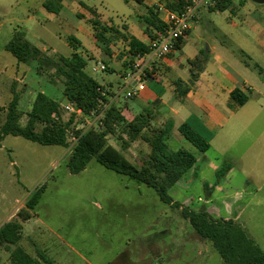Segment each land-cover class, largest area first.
<instances>
[{"label": "rangeland", "instance_id": "1", "mask_svg": "<svg viewBox=\"0 0 264 264\" xmlns=\"http://www.w3.org/2000/svg\"><path fill=\"white\" fill-rule=\"evenodd\" d=\"M17 1L22 4L23 10L37 11L38 18L42 20L40 10L46 0H0V128L6 121V110L13 98L14 84L22 97L19 109L24 112L20 123L23 127L28 119L25 114L31 110L38 93L44 92L57 102H64V85L54 78V70L48 69L39 74L38 61L20 63L13 54L5 50L14 33L21 30L31 33L35 38L31 42L34 45L40 42V48L55 60L59 56L73 54L74 49L70 46L68 37L77 34L71 27L52 30L48 26V30L57 33L50 36L40 28H31L33 25L25 22L19 25L5 22L12 18ZM79 1L95 9L101 20L111 25H136L137 15L146 11L135 0ZM79 1L76 3L80 4ZM246 1L247 7L240 8L238 12L231 9L222 13L211 12L207 6H203L197 12V21L195 19L193 23L195 35L207 42L225 40V35L215 29L216 26L225 32V29H230L231 22L242 23L243 18L250 17L249 9L264 11V4ZM56 6L54 4V10ZM251 16L258 21L262 19L253 12ZM112 44L115 52L123 48L117 36H114ZM243 54L245 55L244 52ZM246 58L252 66L258 63L255 57L252 60L247 56ZM117 59L120 61V56ZM96 63L89 61L87 72L103 85L112 84L116 91L119 78L108 67L105 71L94 72ZM260 65L264 67L263 63ZM254 71L259 75V70ZM53 79L55 82H52ZM120 100L126 101V91L121 92ZM245 109L259 112L260 117H264V93L251 95L250 103ZM71 116L70 112L64 114L65 121H69ZM81 127L85 128L81 125L75 129ZM259 128L257 126L255 132L253 127L245 130L239 137L237 128L228 126L214 142L213 148L206 153L191 146V152H195L199 159L197 166L209 178L212 196H209L201 182L188 184L186 176L170 188L168 194L183 207L194 211L207 210L216 219H233L239 222L264 249V162L257 168L258 176L253 181L249 182L246 177L238 174L230 184L206 166L213 162L223 168L222 159H230L244 151L246 145L250 146L260 133ZM69 134V141L72 143L71 130ZM119 134L109 136V143L126 152L131 162L142 166L148 159L142 152L147 153L148 157L151 152L149 144L144 147L140 141L136 153L128 154L129 146L125 142H129V137L123 135L122 141ZM226 134L232 137L229 143L225 138ZM169 147L172 151L176 150L173 145ZM221 148H227L228 153L220 155ZM68 156V148L44 146L12 135L7 136L0 145V227L15 208L19 209L13 218L17 217L21 209H25L26 203L38 189L45 187L39 205L31 212L32 218L24 224L21 246L28 253L36 257L41 253L53 264H157L156 254L146 249L145 242H160L161 246L177 245L176 238L180 236V231L177 229L179 218L176 217H182L181 212L163 203L153 188L108 170L96 159L90 162L84 172L73 175L67 167ZM162 217H174L169 227H166V219ZM152 225L155 228H146ZM188 227L195 231L189 222ZM169 229L172 234H169ZM208 243L212 247V264H223L214 246ZM0 263L10 264V253L4 247H0Z\"/></svg>", "mask_w": 264, "mask_h": 264}, {"label": "crops", "instance_id": "2", "mask_svg": "<svg viewBox=\"0 0 264 264\" xmlns=\"http://www.w3.org/2000/svg\"><path fill=\"white\" fill-rule=\"evenodd\" d=\"M77 1H44L40 10L42 20L38 18L37 11L32 9L23 10L22 4L17 1V8H13L12 18L5 20V22L17 23L18 25L25 22L33 25L31 28H40L50 36H53V33H57L48 30V26L52 30L68 29L70 27L75 29L77 34L69 36L68 39L73 37L79 41L80 46L77 52L88 59V61L98 62L99 66L106 65V67L110 68L112 74H116L117 78H119L116 93L119 96L127 85L126 75L132 63V59L128 54V43L118 38L123 48L115 52L112 44L114 36L110 33L109 37L112 42L109 45L110 53L107 54L94 36V29L90 23L91 13L80 5L83 2L79 1L80 4H77ZM163 1L145 0L143 6L146 11L137 15L138 24L136 25L129 23L111 25L101 21L105 25L113 26L147 45L151 38L145 33L144 25L141 21L149 15L147 8L157 7L159 9V18L163 22L166 10H169L162 4ZM234 3L235 5L230 8L233 12H238L240 8L247 7L246 0ZM54 4L57 5L55 10ZM249 10L248 14L250 17L243 18L242 23L231 22L229 30L225 29L224 32V29L215 27V29L225 35V40L215 39L212 42H207L205 39L195 35L193 25L190 35L183 40L176 52L165 59L157 60L151 64L152 75L145 82L146 89L134 99L126 100V105H124V114L129 120H132L135 115L142 112L145 108H150L155 116L153 121L155 128H162L168 122H171L174 128L171 134L168 135L166 142L168 147L173 145L176 149L175 151L185 149L191 152V146H194L180 132V127L185 123H188L194 132L210 140L211 147L209 151L228 126L236 127L237 136L239 137L244 134L245 130H250L252 127L255 132L257 126H259V129H261L260 133L255 137V140H252L253 143L250 146L246 145L244 151L232 156L230 159H225V157L222 159L223 166L227 163L232 166L231 170L223 177L224 182L227 184L232 183L238 174L246 177L249 182L253 181L258 176L257 168L264 162V117H260L259 112H251L245 109L250 103L251 95L264 93V67L260 65V63L264 64V11H259L257 8ZM209 11L222 13L226 10L219 11L209 8ZM252 12L254 15L260 16L262 18L261 21L252 17ZM27 31L30 32L29 29ZM24 33L26 39L34 45L31 42L32 39H35L32 34ZM39 43L36 44L38 46H34L45 54V50L40 48ZM234 46H236V49ZM243 52L250 60L255 57L258 63L252 66ZM118 56H120V61L117 59ZM198 58L200 59L199 61L196 60ZM192 61H197V63L193 65ZM98 63H96V67H99ZM254 70H259V75H256ZM195 73L198 75L196 80H194ZM245 85H250L251 89L247 90L244 87ZM236 89L242 91L249 98V101L244 106L239 105L231 97L232 92ZM179 92L183 93V96ZM34 101L35 99L32 105ZM66 105L68 104L62 103L64 114L69 113L68 111L65 113ZM78 115L84 119L81 112H78ZM78 115L72 114L69 120L77 116L75 119L79 121ZM225 138L228 139V143L232 141L230 134H226ZM140 141L144 147L148 144L143 140L133 142L129 146L128 154L136 153V148ZM112 145L119 149L114 144ZM123 153L125 154L126 152L123 151ZM192 153L198 157L195 152ZM226 153H228L227 148L219 149L220 155L224 156ZM146 154L142 152V155L148 158ZM125 155L128 157L127 154ZM198 162L199 159H197L195 166L185 175L187 183L201 182L208 190L209 196H212L213 193L208 182L209 178L199 169L197 166ZM245 162L247 166H245ZM206 166L212 173L216 174L222 169L213 162H209ZM18 209V207L14 209L4 221V224L13 218ZM162 218L166 219V227H169L174 219V217ZM176 218H179L177 229L180 231V236L176 238V246L167 244L161 246L160 242H152L150 240L145 242L146 249L148 248L156 254L157 264H212V247L208 241L203 240L196 230L192 231L189 229L188 220L183 217ZM146 228L151 229L155 228V226H146ZM168 232L172 234L170 229ZM170 246L172 248L169 249ZM167 253L170 255H167Z\"/></svg>", "mask_w": 264, "mask_h": 264}, {"label": "trees", "instance_id": "3", "mask_svg": "<svg viewBox=\"0 0 264 264\" xmlns=\"http://www.w3.org/2000/svg\"><path fill=\"white\" fill-rule=\"evenodd\" d=\"M135 1L141 5L145 4V0ZM192 1L164 0L162 4L169 10L180 12ZM81 5L91 13L90 23L94 29V36L107 54L110 53L109 45L112 42L110 33L128 43V54L132 60L137 54L149 52L147 45L136 38L128 36L113 26L105 25L95 9L83 3ZM232 6L231 0H219L217 5L210 9L225 11ZM46 7L50 9L49 6L46 5ZM147 10L149 15L141 22L145 33L150 38H154L155 32L164 31L165 25L159 18L157 7L147 8ZM68 40L75 51L71 56L62 55L57 60L32 45L23 31L15 32L5 50L13 54L20 63L28 64L33 60L38 61L39 74L48 69L54 70V78L64 85L63 103L72 104L76 109L83 111L85 118L99 115L105 105H109L103 119V127L95 125L87 131L83 127L75 129L77 126H85V119L76 121L75 116L68 122L65 121L62 103L42 92L37 94L31 110L25 114L28 119L26 126L23 127L20 123L24 112L19 109L22 97L20 93H17L14 84L13 98L6 110V121L0 128V145L7 136L12 135L44 146L69 148L71 143L69 131L71 130L73 133L71 139L78 138L77 144L67 158V167L71 174H81L90 162L96 159L108 170L153 188L163 203L174 210H179L181 216L190 222L198 235L214 246L223 264H264V249L257 244L242 224L233 219H216L207 210L194 211L173 200L168 194L169 189L195 166L197 157L185 149L170 150L166 139L174 125L168 122L162 128H155L153 125L155 116L150 108H145L129 120L124 114L126 102L120 100V95H117L112 85L101 84L87 72L89 61L77 52L80 46L79 41L73 37ZM182 42L183 40L178 45V49ZM197 61L191 63L195 65ZM197 77L195 73L194 80ZM52 82L55 80L53 79ZM179 94L183 96V93L179 92ZM231 97L241 106L249 101L248 96L238 89L232 92ZM180 132L201 153L209 151L210 140L194 132L188 123L180 127ZM118 133L121 134L118 136L122 141L123 135L129 137V142H125L126 146L139 140L149 144L151 152L142 166L131 162L122 150L109 143V136H115ZM126 146L123 147L126 148ZM231 168V164H225L218 171V176L220 178L226 176ZM44 191L45 187L38 189L26 203L25 209H21L17 217L0 228V247H4L10 253L11 264H53L41 253H38V257L33 256L21 246L24 224L32 218L31 212L39 205Z\"/></svg>", "mask_w": 264, "mask_h": 264}, {"label": "built area", "instance_id": "4", "mask_svg": "<svg viewBox=\"0 0 264 264\" xmlns=\"http://www.w3.org/2000/svg\"><path fill=\"white\" fill-rule=\"evenodd\" d=\"M219 0H193L182 11L175 12L172 10H166V16L163 20L165 29L162 32L157 31L154 38H151L147 47L149 52L146 54H137L131 63L130 69L126 75L127 85L122 91H126V99L132 100L146 89V81L151 77V64L157 60H162L169 57L171 54L178 50V45L182 40H185L193 29V23L196 19L197 12L203 6L213 8L217 5ZM238 2L240 0H231ZM106 65L100 67H94L93 71H105ZM247 90H250V85L244 86ZM128 89V90H127ZM109 105H105L103 111L92 118H85L83 111L75 108L74 105L68 104L65 110L78 115L81 112L85 119V131L89 130L95 125L103 127V119L105 112ZM79 116V115H78ZM77 117V116H76ZM80 118V116L78 117ZM82 119V118H80ZM86 120H89L86 122ZM78 138H73L70 145L69 154L73 147L77 144Z\"/></svg>", "mask_w": 264, "mask_h": 264}, {"label": "water", "instance_id": "5", "mask_svg": "<svg viewBox=\"0 0 264 264\" xmlns=\"http://www.w3.org/2000/svg\"><path fill=\"white\" fill-rule=\"evenodd\" d=\"M254 3L262 5L264 4V0H252Z\"/></svg>", "mask_w": 264, "mask_h": 264}]
</instances>
